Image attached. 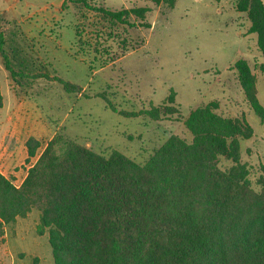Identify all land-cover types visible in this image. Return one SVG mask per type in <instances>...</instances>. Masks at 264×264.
I'll return each instance as SVG.
<instances>
[{"label": "rangeland", "instance_id": "1", "mask_svg": "<svg viewBox=\"0 0 264 264\" xmlns=\"http://www.w3.org/2000/svg\"><path fill=\"white\" fill-rule=\"evenodd\" d=\"M78 1L0 0V28L15 30L26 53L44 65L38 72L48 77L30 86L15 83L0 59L6 106L0 109L3 175L19 186L26 168L60 130L97 153L118 151L144 163L171 135L190 142L182 121L191 110L215 101L219 115L244 119L251 127V137L240 142V161L249 168L253 189L260 191L264 125L248 109L233 64L238 59L247 62L264 108V58L256 35L248 33L247 14L237 11V0H175L173 7L165 0H85L110 11L146 8L143 23L148 28L134 16L128 19L133 27L101 26ZM108 58L115 60L99 67ZM56 78L78 85L80 93L66 94ZM99 93L117 113L96 97ZM169 95L176 110L159 121L118 114L169 105ZM6 115L12 116L10 122H5ZM29 138L38 145L34 158L27 157ZM38 223L39 213L32 210L10 225H0V264H54L48 233L39 234Z\"/></svg>", "mask_w": 264, "mask_h": 264}, {"label": "trees", "instance_id": "2", "mask_svg": "<svg viewBox=\"0 0 264 264\" xmlns=\"http://www.w3.org/2000/svg\"><path fill=\"white\" fill-rule=\"evenodd\" d=\"M165 2L173 7L175 0ZM77 3L101 26L133 27L128 19L134 16L149 27L143 23L146 8L110 11L85 0ZM236 8L247 14L248 33L256 35L264 58L263 3L237 0ZM24 47L14 29L0 28V59L11 81L30 86L48 79L38 72L44 65ZM113 60L102 59L99 67ZM233 69L248 109L264 125L249 65L238 59ZM260 70L264 73V63ZM55 80L66 94L80 93L78 85ZM96 97L118 112L104 93ZM166 101L169 105L118 114L159 121L176 110L173 95ZM217 109L211 101L191 110L182 121L190 142L171 135L144 163L118 151L97 153L63 130L55 132L19 186L0 172V225L37 210V230L47 231L54 264H264V168L257 192L240 161V142L252 129L244 119L223 117ZM25 147L27 157L34 158L36 141L29 138ZM221 160L230 164L221 166Z\"/></svg>", "mask_w": 264, "mask_h": 264}, {"label": "crops", "instance_id": "3", "mask_svg": "<svg viewBox=\"0 0 264 264\" xmlns=\"http://www.w3.org/2000/svg\"><path fill=\"white\" fill-rule=\"evenodd\" d=\"M1 110H5L6 109V106H5V104H4V102L2 103V107L0 108ZM11 117L12 116H10V115H6V119H5V122H10L9 120H11ZM14 118H17V117H14ZM16 134V133H15ZM13 136H15L13 133L11 134V137H13ZM15 138H17V137H15ZM28 168L29 167H27L26 168V171L28 170ZM1 172V171H0ZM2 174H4L3 172H1ZM26 173V172H25ZM25 175L26 174H24V176L22 177V179L20 180V182H22L23 181V179H24V177H25ZM15 176H17V175H15ZM18 179V178H17Z\"/></svg>", "mask_w": 264, "mask_h": 264}]
</instances>
